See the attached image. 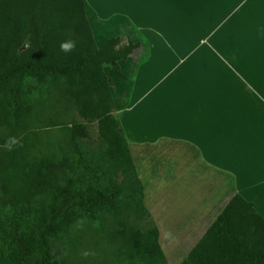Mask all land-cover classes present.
I'll return each mask as SVG.
<instances>
[{
    "label": "crops",
    "instance_id": "1",
    "mask_svg": "<svg viewBox=\"0 0 264 264\" xmlns=\"http://www.w3.org/2000/svg\"><path fill=\"white\" fill-rule=\"evenodd\" d=\"M83 2L98 48L121 37L143 49L103 72L159 245L164 228L183 253L236 195L264 218L263 0H196L213 45L174 28V0Z\"/></svg>",
    "mask_w": 264,
    "mask_h": 264
},
{
    "label": "trees",
    "instance_id": "2",
    "mask_svg": "<svg viewBox=\"0 0 264 264\" xmlns=\"http://www.w3.org/2000/svg\"><path fill=\"white\" fill-rule=\"evenodd\" d=\"M142 51L140 43L121 37L98 48L83 0H0V203L33 205L39 215L28 233L15 219L5 225L15 264H51L49 237L78 212L100 223L94 216L100 210L94 209L113 224L106 242L118 248V264H167L143 202L144 185L114 115L113 84L103 72ZM53 97L74 106L84 122L97 123L108 193L77 188L72 176L61 173L72 168V154H81L80 139L88 136L84 125L64 126L60 146L53 142L48 148L38 137L39 125H59L57 111L46 119L40 115L50 112L47 102ZM117 172L123 176L119 186L112 181ZM129 214L141 224L146 217L148 225L126 223ZM180 264H264V218L251 202L234 196Z\"/></svg>",
    "mask_w": 264,
    "mask_h": 264
},
{
    "label": "rangeland",
    "instance_id": "3",
    "mask_svg": "<svg viewBox=\"0 0 264 264\" xmlns=\"http://www.w3.org/2000/svg\"><path fill=\"white\" fill-rule=\"evenodd\" d=\"M92 1V0H91ZM102 2V0H96V2ZM174 28H182L183 32L189 33V44L194 45L197 43L199 37L209 38V44L213 45V41L210 40L213 36V27L210 24L214 21L213 19H206L204 15H200V9L196 0H174ZM264 8V0H263ZM200 24V29H198ZM196 32H195V31ZM197 30L200 31L197 33ZM192 32V33H191ZM199 37L196 38V36ZM188 43V41H187ZM201 50L197 52V56L201 54ZM206 53L207 59H213L214 53ZM204 53V54H205ZM203 54V53H202ZM223 59L228 60L227 53H221ZM257 54L254 53V58L257 59ZM196 55V54H195ZM239 56L243 53L238 54ZM217 60V59H216ZM210 68H205L204 74H207ZM242 70V69H239ZM54 97L52 100L49 99L47 106H49L50 112L41 113V117L47 118L53 112H56L58 116V126L46 129L44 125H39L40 130L36 131L38 137L42 142L46 143L48 148L51 147L52 143L55 142V146H60L63 142V127L71 126L72 124L84 125L88 132L87 138L80 139L79 149L81 154H70L73 159V166H65L61 169L63 177L72 176L77 182V188H83L86 186H94L100 188L103 192L108 193V180L105 175L107 168L106 160L100 152L99 138L97 123H86L78 115V112L74 106L65 105L59 103L55 111L54 106L57 105ZM45 109V103L42 105ZM46 110V111H47ZM37 127V126H36ZM31 131H34L31 129ZM52 141V142H50ZM54 146V148H55ZM122 174L117 172L113 175L112 181L119 186L122 180ZM123 193V191H119ZM120 200V199H119ZM0 264H15L12 260L13 247L9 243L5 235V225L9 219H15L18 221L19 230L23 233H28L35 224L38 223V213L34 210V206H11L0 203ZM6 205V206H5ZM50 205V203H48ZM94 216L98 217V221H92L91 218L84 216L82 213H76L73 217V221L70 222L66 228L61 227L49 237V247L51 255V264H118L121 257L118 253L116 246L113 248L108 245L107 238L109 230L113 227L110 221H105L106 216L102 214L101 209ZM128 214V213H127ZM92 216V217H94ZM90 220V221H89ZM130 223L133 226L141 227L148 225V219L145 217V221H137L133 214H129L126 223ZM208 219L204 221L202 225H207ZM201 227L199 228L196 236L191 238L189 242L193 243L201 234ZM205 228V227H204ZM170 232L173 230L170 229ZM161 244L168 259L167 264H180L184 258L185 252L189 251L195 246L189 245L187 242L184 245L183 253L179 252L176 248H172V245L167 241V235L165 229H161ZM206 232V231H205ZM204 232V233H205ZM172 236V235H171ZM193 246V247H192ZM186 257V255H185ZM124 264H130L128 260L123 262Z\"/></svg>",
    "mask_w": 264,
    "mask_h": 264
}]
</instances>
